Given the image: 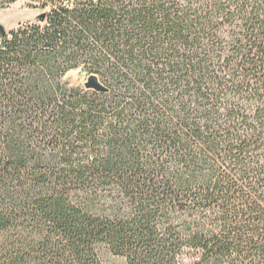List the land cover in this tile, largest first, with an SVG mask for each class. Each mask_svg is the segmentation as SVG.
I'll return each instance as SVG.
<instances>
[{
  "label": "trees",
  "instance_id": "16d2710c",
  "mask_svg": "<svg viewBox=\"0 0 264 264\" xmlns=\"http://www.w3.org/2000/svg\"><path fill=\"white\" fill-rule=\"evenodd\" d=\"M30 5L0 37V264H264V0Z\"/></svg>",
  "mask_w": 264,
  "mask_h": 264
},
{
  "label": "rangeland",
  "instance_id": "374dc122",
  "mask_svg": "<svg viewBox=\"0 0 264 264\" xmlns=\"http://www.w3.org/2000/svg\"><path fill=\"white\" fill-rule=\"evenodd\" d=\"M30 3L31 0H17L8 8H0V23L9 30L19 24L38 22V16L44 11L31 7ZM66 78L72 84H78L85 80L80 75V70L69 72Z\"/></svg>",
  "mask_w": 264,
  "mask_h": 264
},
{
  "label": "water",
  "instance_id": "95a60500",
  "mask_svg": "<svg viewBox=\"0 0 264 264\" xmlns=\"http://www.w3.org/2000/svg\"><path fill=\"white\" fill-rule=\"evenodd\" d=\"M46 17V13H42L38 16L39 20H43ZM8 33V29L5 28V26H3L0 23V37L5 36ZM86 86L89 88H95L97 90H104L105 87L103 86V84L101 83V81L99 80V77L97 75H91L88 77L87 82H86Z\"/></svg>",
  "mask_w": 264,
  "mask_h": 264
}]
</instances>
